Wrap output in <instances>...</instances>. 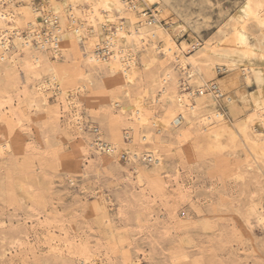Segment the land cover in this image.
<instances>
[{
  "label": "bare ground",
  "instance_id": "6f19581e",
  "mask_svg": "<svg viewBox=\"0 0 264 264\" xmlns=\"http://www.w3.org/2000/svg\"><path fill=\"white\" fill-rule=\"evenodd\" d=\"M167 2L0 0V74L6 73L4 81H0V157L12 150L13 132L19 134L14 144H23V135H31V120H42L57 133L60 118L65 117V131L58 132L56 141L57 144L63 142V135L67 136L69 145L65 156L75 165L90 161V153L101 166L107 167L112 162L118 165L119 157L123 155L131 168L125 180L133 188L158 190L161 196L171 199L172 210L163 203L160 227L164 231L168 229L166 213L175 212L179 201L187 197V188L182 187L185 164H192L208 151L209 144L222 135L227 124L230 125L227 133L231 137L235 130L248 125L253 133L247 135L244 132L242 136L256 147L264 148V97L247 112L240 124L228 121L220 109H215V99L225 94L223 84L234 83L239 77L249 84L254 76L264 85V0H243L226 21L228 27L222 30V36L217 41L203 44L197 39L191 43L177 42L172 22L162 23V7ZM146 9L151 11V17L145 15ZM250 36L255 37V42ZM80 41L84 45L83 54ZM68 50L75 53L77 65L67 71L58 61L61 57L67 58ZM138 54L143 56L144 68L148 70L146 78L138 69ZM157 56L172 61V65L154 71L152 67ZM214 70L227 73L225 83ZM115 81L119 83L116 88L113 87ZM191 83L194 84L192 88L188 86ZM53 94L55 103L50 105ZM4 128L6 130L2 132ZM201 134L203 137L199 139ZM190 140L192 145L187 148L185 144ZM103 144L109 149H102ZM23 146L34 155V147ZM18 150L26 151L23 147ZM148 157L151 162L144 164ZM84 170L81 175L85 174ZM69 180L74 183L72 178ZM14 190L6 195L13 198ZM82 190H85L83 186ZM97 195L105 200L103 194ZM137 197L136 210L146 212V217L151 218V198ZM236 211L246 227H251L250 217H253L264 229L260 223L264 220L263 205L252 204L244 211ZM25 224L11 233L8 242L5 236V240L1 239L7 244L3 253H11L20 247L18 236L27 237ZM46 226L54 235L56 227ZM130 237L128 247L121 250L125 260L130 259L131 249L141 250L133 244L135 237ZM71 244L67 246V255H75L83 264H105L109 260L107 249L101 251L87 244H78V248L72 249ZM55 251L59 257L63 254L62 250Z\"/></svg>",
  "mask_w": 264,
  "mask_h": 264
},
{
  "label": "rangeland",
  "instance_id": "374dc122",
  "mask_svg": "<svg viewBox=\"0 0 264 264\" xmlns=\"http://www.w3.org/2000/svg\"><path fill=\"white\" fill-rule=\"evenodd\" d=\"M167 1L162 7V23L172 22L177 42L191 43L197 39L203 44L205 41H217L222 36V30L228 27L229 16L243 0ZM250 39L255 42L254 36ZM79 44L83 54V42ZM67 55L66 59L61 57L58 63L68 71L77 65V57L72 50H68ZM157 57L152 67L154 71L161 66L172 65V61ZM143 60V56L138 54L137 66L146 78L148 70L144 68ZM172 67L179 74L178 69L174 65ZM214 73L222 83L225 81L226 72L214 70ZM1 74L0 81H4L6 73ZM141 83L146 86L144 81ZM118 84L115 81L113 87ZM188 86L192 88L194 84ZM222 91L224 97L214 98L215 109H220L224 118L234 124L243 123L247 112L264 97V85L254 76L249 84L240 77L234 83L223 84ZM149 98L147 96L146 99ZM50 102V105L55 103L54 94L50 96ZM66 121L65 117L60 118L55 133L42 120H31V135H23V144H14L19 134L13 132L12 150L0 157V264H83L75 255H67L69 243L75 246L72 249L78 248V244L94 245L101 251L107 249L105 252L109 254V260L105 264H264V229L253 217H250L251 227H246L244 219L236 211H244L252 204L264 206V148L256 147L242 136L244 132L252 134L251 127L239 128L231 137L227 133L230 126L227 124L224 127L226 130L222 129V135L209 144L208 151L202 153L196 163L185 164L182 187L184 190L187 188V197L179 201L173 212L175 215L166 213L168 229L164 231L160 227L163 203L168 204L170 211L171 199L161 196L158 190L133 188L125 180L131 168L123 155L119 157L118 165L112 162L107 167L101 166L95 161L93 153L88 157L92 161L85 160L81 167L75 165L70 157L65 156L69 145L67 136L60 135L63 142L57 144L56 141L58 132L62 134L65 131ZM253 125L257 127L255 122ZM262 135L264 138V132ZM201 137L203 134L199 139ZM25 142L35 148L34 155L23 146ZM191 145L192 140L185 144L187 148ZM20 147L26 151L18 150ZM220 155L221 159L218 158ZM83 170L86 175H81ZM82 186L85 190L81 191ZM13 188L15 196L10 198L6 194ZM96 193L103 194L105 200H101ZM137 196L152 199L149 200L153 211L151 218L146 217V212L136 210ZM31 209L39 216L27 218L36 214ZM24 222L27 237L18 236L20 247L11 250V253H3L11 233L18 231ZM45 224L56 227L54 235L47 231ZM130 236L135 237L133 244L141 250L135 252L131 249L130 259L125 260L121 250L128 247L127 243L132 240ZM3 238L6 242H1ZM123 238L125 240L121 241ZM55 249L62 250L63 254L59 257Z\"/></svg>",
  "mask_w": 264,
  "mask_h": 264
},
{
  "label": "built area",
  "instance_id": "2783aa9c",
  "mask_svg": "<svg viewBox=\"0 0 264 264\" xmlns=\"http://www.w3.org/2000/svg\"><path fill=\"white\" fill-rule=\"evenodd\" d=\"M144 13H145V15H147V17H151V11L149 9H146L144 11ZM222 97H224V95H218L217 99L222 98ZM102 147H103L102 149H106V150L109 149L107 144H103ZM145 161L148 162V163H150L151 162L150 157L146 158Z\"/></svg>",
  "mask_w": 264,
  "mask_h": 264
},
{
  "label": "snow or ice",
  "instance_id": "6c2138e0",
  "mask_svg": "<svg viewBox=\"0 0 264 264\" xmlns=\"http://www.w3.org/2000/svg\"><path fill=\"white\" fill-rule=\"evenodd\" d=\"M262 26H264V22H262ZM260 223L264 225V220H261Z\"/></svg>",
  "mask_w": 264,
  "mask_h": 264
}]
</instances>
